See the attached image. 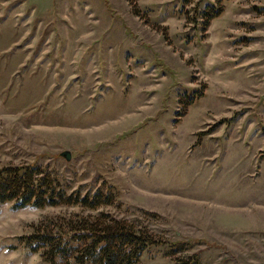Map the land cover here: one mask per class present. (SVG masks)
Returning a JSON list of instances; mask_svg holds the SVG:
<instances>
[{"label": "rangeland", "instance_id": "1", "mask_svg": "<svg viewBox=\"0 0 264 264\" xmlns=\"http://www.w3.org/2000/svg\"><path fill=\"white\" fill-rule=\"evenodd\" d=\"M16 166L95 207L1 205L0 264H47L26 237L100 214L152 239L138 264H264V0H0Z\"/></svg>", "mask_w": 264, "mask_h": 264}, {"label": "trees", "instance_id": "2", "mask_svg": "<svg viewBox=\"0 0 264 264\" xmlns=\"http://www.w3.org/2000/svg\"><path fill=\"white\" fill-rule=\"evenodd\" d=\"M137 1L126 0L132 6ZM5 203H12L14 210L59 205L95 207L93 198L77 192L66 193L62 185H54L36 166L0 168V206ZM63 228L55 233L50 230L32 234L25 243L34 252L42 250L47 264H138L142 253L153 244L135 226L104 214L76 221L68 219ZM177 264H199V261L196 256H189L179 259Z\"/></svg>", "mask_w": 264, "mask_h": 264}, {"label": "water", "instance_id": "3", "mask_svg": "<svg viewBox=\"0 0 264 264\" xmlns=\"http://www.w3.org/2000/svg\"><path fill=\"white\" fill-rule=\"evenodd\" d=\"M62 156L66 159V160H70V153L68 151H63Z\"/></svg>", "mask_w": 264, "mask_h": 264}]
</instances>
